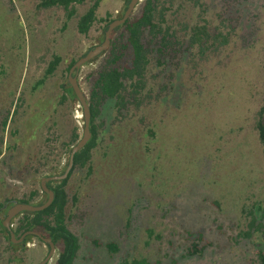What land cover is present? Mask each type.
Wrapping results in <instances>:
<instances>
[{"label":"rangeland","instance_id":"obj_1","mask_svg":"<svg viewBox=\"0 0 264 264\" xmlns=\"http://www.w3.org/2000/svg\"><path fill=\"white\" fill-rule=\"evenodd\" d=\"M143 1L134 12L139 11ZM166 1L172 6L168 15L177 26L184 19L199 20L198 9L193 13L192 4L183 3L181 7L179 0ZM233 1L205 0L207 16L217 23L218 13L231 14ZM262 3L264 0H255L250 8L255 11V6ZM36 5V0H0V264H39L49 253V246L37 236L25 245L10 243V234L2 226L5 207L23 199L33 204L46 199L42 179L57 175L68 165L71 134L77 127L83 135L84 115L71 92L62 101L69 74L66 70L73 59L100 44L105 34L100 22L88 35L78 32V15L88 9L89 2L77 4V16L72 18L63 7L39 10ZM126 8L124 0H105L97 14L101 18L110 13L115 19ZM251 17L242 18V24L252 25L250 31L255 34L261 21L257 19L254 25L255 18ZM259 36L257 48L263 51L264 35ZM238 42L240 55L231 58V66L210 68L213 61L199 64L202 73L186 84L185 96V86L180 85L176 105L170 103L171 110L164 111L162 104L160 112L166 115L167 134L156 150L152 145L151 153L146 154L137 145L120 143L107 158H103L101 149L96 152L92 174L88 175L86 168L73 173L67 185L71 199L68 221L81 244L73 264H123L132 257H144L154 264H173V259L176 264L247 263L241 255L250 258L251 246L245 241L229 243L227 238L240 229L236 217L243 203L264 201V161L256 142L257 132H253L250 122L241 129L240 113L234 120L230 118L231 122L221 113L228 105L249 103L245 85H249L247 75L255 73V68L245 66L244 61L255 59L257 52H251L256 51V46L250 49L245 41ZM107 51L83 66L78 74L87 95L90 84L86 76L99 68ZM59 55L61 64L47 77L49 63ZM179 56L169 57L170 67L159 81L169 77ZM260 56L256 54L255 64L260 63ZM183 74L184 70L182 77ZM182 77L180 74L175 79L185 83ZM261 77H249L256 90L264 86ZM258 99L255 95V102ZM109 105L111 102L103 114L107 122L115 115ZM205 105L208 110L203 108ZM105 137L113 140L111 133ZM35 190L39 195L31 199ZM149 226L155 231L153 236L148 234ZM194 227L205 229L206 243H225L228 250L221 248L219 253L208 252L202 258L183 256L191 243L186 231ZM110 241H117L121 251L112 255L104 245ZM97 242L103 244L99 246ZM56 257L57 252L49 264Z\"/></svg>","mask_w":264,"mask_h":264},{"label":"trees","instance_id":"obj_2","mask_svg":"<svg viewBox=\"0 0 264 264\" xmlns=\"http://www.w3.org/2000/svg\"><path fill=\"white\" fill-rule=\"evenodd\" d=\"M36 1L39 10L56 6L63 7L68 18L77 16V4L81 5L89 2L88 9L83 14L78 15L77 30L83 35H88L96 22L103 23V29L106 30L114 20L110 13H107L105 17H98L97 11L105 0ZM124 1L127 7L130 0ZM179 1L181 7L183 3L192 4L194 7L193 13H197V8L199 20L184 19L177 26L168 15V12L172 10V6L166 5V0H144L139 11L133 12L123 25L114 30L111 45L104 56L102 64L86 76V80L90 84L89 95L85 94L91 110V139L83 149L75 154L74 167L69 176L63 180L48 183V187L55 194L53 203L41 211H25L12 221V223H16V227L13 229L18 238L29 230H36L54 241L57 247V257L53 264H73L81 248L79 237L70 228L68 221L70 219L69 204L71 199L67 185L73 173L77 169L86 168L88 169V175L92 174L94 168L91 163L94 156H96V152L101 149L103 158H107L111 155L109 154L110 150L119 147L120 143L137 145L141 149L143 148L146 154L151 153L152 145L156 150V147L166 141L167 134L165 127L166 115L161 116L164 113L160 112L162 104L165 105L164 111L167 108L171 110L170 103L176 105L178 99L175 96L180 85L185 86L182 92L184 94L188 90L186 84L191 83L193 79H196L202 73V68L198 67L199 64L203 66V63L213 61L214 63L209 65L210 68L218 66L223 69L229 67L228 65L231 66V58L240 55L238 52L241 48L238 47L239 40L245 41L247 43L246 47L250 49H253L255 45L256 51L252 50L251 53L261 54L262 59L259 64H255L257 62L256 53L253 61H244V63L246 62L245 66L255 68L253 70L255 73L247 75L246 81H249V85H245V93L247 96L249 95V103L237 105L236 107H233V104L228 105L226 108L223 107L224 111L221 113L222 116L225 114L228 117L229 122H231L230 118L234 120L237 117V112L240 113L237 115L242 121L241 124H243L241 129L246 128L248 122H250L253 132L255 133V130L257 132L256 142L264 161V86L256 90V84L252 86L249 80L251 75L258 77L261 74V81L264 83V47L263 51L257 48V44L261 43V36L259 35H264V4H259V7L255 6V11H253L250 6L255 3V0H235L232 3V8H230L231 14L218 13L217 18L219 21L214 23L207 16L208 5L205 0ZM236 12L238 15L235 14ZM203 14L205 15L203 16ZM249 15H252L251 18H255L254 25L257 24V19L261 21V24L255 27V34L250 31L252 25L248 27L246 23L242 24V18ZM256 33H258L257 37L253 38L252 36H255ZM244 35H246L245 38ZM253 39L255 40L254 43L251 42ZM178 54H181V57L179 56L180 61L176 63L174 70L169 77L159 81V76L165 69L168 70L170 67L171 63L168 65L169 57ZM77 60L73 59L69 63L67 73ZM61 62L62 57L60 55L52 60L49 63L46 76L54 74ZM158 68L160 71L156 72ZM180 74L185 83L181 81L178 83L175 79V76ZM202 76L207 78L205 74H202ZM208 76L210 77V75ZM185 78L187 79L185 80ZM66 84L67 87L63 85L66 93H64L62 101L68 98L70 92L77 99L68 78ZM255 95L259 96L257 102H255ZM109 102H111L109 106L114 110L115 115L107 122L103 118V114L107 110L106 105ZM203 108L205 110L209 109L208 105ZM234 124L236 126L240 125L238 122ZM107 133H111L112 141H107L105 137ZM71 135L69 152L82 136L77 127L74 128ZM65 169L57 175L63 174ZM42 191L45 193L43 189ZM37 195H39V191H33L31 199ZM45 195L47 194L45 193ZM46 200L47 198L39 200L36 205H41ZM73 201H77L76 196H74ZM20 202L30 203L31 200L23 199ZM214 203L219 205L218 200H214ZM242 208L236 217L237 226L240 229L230 237L228 236L227 241L229 243L234 241L237 244L245 241L251 246L253 253L250 258L246 257L245 254L241 255V259L247 261L245 264H264V201H253L251 204L245 201ZM213 222H216V219ZM130 225L131 223L127 224L128 227ZM2 226L10 234L3 224ZM147 228L148 234L153 236L155 233L153 227L149 226ZM219 229H221V226ZM186 232L191 243L187 247L186 254L183 255L185 257L202 258L208 252L215 254L219 253L221 248L228 250L229 246L225 243L219 246L210 241L206 243L207 238L203 227L187 229ZM32 236L35 235L27 236L25 241L27 242ZM156 236L161 238L160 234ZM9 238L10 243L15 245L11 240V235ZM97 244L101 246L103 243L97 242ZM104 245L112 255L121 251V245L117 241H110ZM176 262L175 259L172 260L173 264H176ZM123 264L154 263L144 257H132L131 259L126 258Z\"/></svg>","mask_w":264,"mask_h":264},{"label":"water","instance_id":"obj_3","mask_svg":"<svg viewBox=\"0 0 264 264\" xmlns=\"http://www.w3.org/2000/svg\"><path fill=\"white\" fill-rule=\"evenodd\" d=\"M141 1L142 0H130L123 15L119 18H115L106 28L105 34H104V40L100 44L90 49L85 55L80 57L70 68V71L68 74V80L70 82V85L73 88V91L76 94L77 100L79 101V105L83 109L84 132H83L82 137L72 147L70 158H69V163L64 173L61 175L47 176L42 179V188L48 194V198L46 202L41 205H36L33 203L16 202L8 209L6 217L3 221V225L10 232L12 242H23L27 238V236L35 235L49 246L48 255L39 264H49L50 263V261L53 259L54 255L57 252L56 244L51 238L43 236L40 232L36 230H29L25 232L19 238L16 237L15 231L12 227V221L15 217H17L18 215H20L21 213L25 211H31V212L41 211V210L48 208L53 203L55 194H54V191L48 187V182L66 179L74 167L75 154L79 152L81 149H83L86 146V144L89 142V140L91 139L92 137V132L90 128L91 110L89 107L88 98L79 82L78 74L83 66H85L91 60L99 57L100 55L105 53V51L109 49L111 45V38H112V34L114 30L120 27L121 25H123L130 18L135 8L139 5Z\"/></svg>","mask_w":264,"mask_h":264},{"label":"flooded vegetation","instance_id":"obj_4","mask_svg":"<svg viewBox=\"0 0 264 264\" xmlns=\"http://www.w3.org/2000/svg\"><path fill=\"white\" fill-rule=\"evenodd\" d=\"M50 182V181H49ZM46 193V192H45ZM48 195V194H47ZM47 198H48V196H47ZM20 202V201H19ZM11 206H9V207H5L6 208V210L8 211V209L10 208ZM25 241V240H24ZM27 242L25 241V244H26ZM22 244H23V242H22ZM24 244V245H25Z\"/></svg>","mask_w":264,"mask_h":264}]
</instances>
